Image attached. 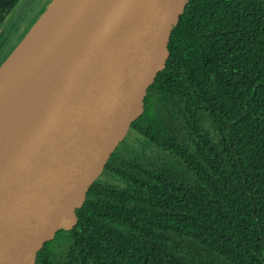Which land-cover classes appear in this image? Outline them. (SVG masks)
<instances>
[{"label":"trees","instance_id":"obj_1","mask_svg":"<svg viewBox=\"0 0 264 264\" xmlns=\"http://www.w3.org/2000/svg\"><path fill=\"white\" fill-rule=\"evenodd\" d=\"M168 48L126 147L35 264H264V0H189Z\"/></svg>","mask_w":264,"mask_h":264},{"label":"water","instance_id":"obj_2","mask_svg":"<svg viewBox=\"0 0 264 264\" xmlns=\"http://www.w3.org/2000/svg\"><path fill=\"white\" fill-rule=\"evenodd\" d=\"M188 1L49 0L6 53L0 264H35L44 243L75 226L143 114Z\"/></svg>","mask_w":264,"mask_h":264},{"label":"flooded vegetation","instance_id":"obj_3","mask_svg":"<svg viewBox=\"0 0 264 264\" xmlns=\"http://www.w3.org/2000/svg\"><path fill=\"white\" fill-rule=\"evenodd\" d=\"M43 2L42 0H0V63L27 28L29 17L38 6H42Z\"/></svg>","mask_w":264,"mask_h":264},{"label":"rangeland","instance_id":"obj_4","mask_svg":"<svg viewBox=\"0 0 264 264\" xmlns=\"http://www.w3.org/2000/svg\"><path fill=\"white\" fill-rule=\"evenodd\" d=\"M42 1H44V2H45V1L48 2L49 0H42ZM44 2H43V4H42V6H38L37 9H36V11L33 12L32 15L29 17V19H28V21H27V22H28L27 25H29V24L31 23V21H32V20L34 19V17L37 15V13L40 11V9L44 6V4H45ZM25 30H26V29H25ZM127 141H128V140L125 139V141L121 144V146L119 147L121 150H122L124 147H126ZM150 151H151V150H147V152H150ZM150 155H151V152H150Z\"/></svg>","mask_w":264,"mask_h":264},{"label":"bare ground","instance_id":"obj_5","mask_svg":"<svg viewBox=\"0 0 264 264\" xmlns=\"http://www.w3.org/2000/svg\"><path fill=\"white\" fill-rule=\"evenodd\" d=\"M7 112H9V110H7ZM6 112V113H7ZM6 113H5V115H6ZM11 121V117L9 118V119H7V118H3L1 121H0V130L2 129V128H4L5 127V125L8 123V122H10Z\"/></svg>","mask_w":264,"mask_h":264}]
</instances>
